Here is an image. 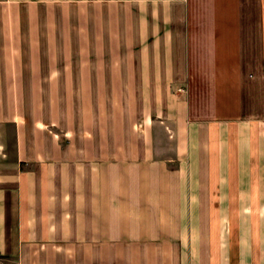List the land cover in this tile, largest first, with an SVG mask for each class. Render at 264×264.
<instances>
[{
	"label": "crops",
	"instance_id": "1",
	"mask_svg": "<svg viewBox=\"0 0 264 264\" xmlns=\"http://www.w3.org/2000/svg\"><path fill=\"white\" fill-rule=\"evenodd\" d=\"M0 260L264 264V0H0Z\"/></svg>",
	"mask_w": 264,
	"mask_h": 264
},
{
	"label": "rangeland",
	"instance_id": "2",
	"mask_svg": "<svg viewBox=\"0 0 264 264\" xmlns=\"http://www.w3.org/2000/svg\"><path fill=\"white\" fill-rule=\"evenodd\" d=\"M48 110L50 112H56L60 106L63 107L64 115H70L72 114V110H74V107H77L78 109L82 111H87V108L91 105V101L88 98H77L75 99V102L73 103V99L71 98H46ZM96 100V106H103L105 99H95ZM68 113V114H66ZM69 124V123H68Z\"/></svg>",
	"mask_w": 264,
	"mask_h": 264
},
{
	"label": "built area",
	"instance_id": "3",
	"mask_svg": "<svg viewBox=\"0 0 264 264\" xmlns=\"http://www.w3.org/2000/svg\"><path fill=\"white\" fill-rule=\"evenodd\" d=\"M1 261V260H0Z\"/></svg>",
	"mask_w": 264,
	"mask_h": 264
}]
</instances>
